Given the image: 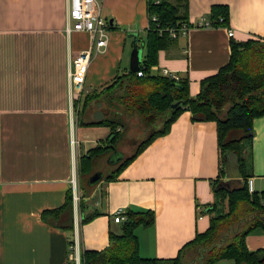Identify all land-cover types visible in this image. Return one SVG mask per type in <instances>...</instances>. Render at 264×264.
Returning <instances> with one entry per match:
<instances>
[{"label": "crops", "instance_id": "0c3cea01", "mask_svg": "<svg viewBox=\"0 0 264 264\" xmlns=\"http://www.w3.org/2000/svg\"><path fill=\"white\" fill-rule=\"evenodd\" d=\"M217 4L227 5L228 26L192 27L160 48L150 67L152 74L167 69L187 79L190 96L228 63L232 40L264 39V0H188V21L208 20ZM68 8L69 0H0V264H66L73 244L80 254L101 251L110 233H122L112 218L119 208L153 212L152 223L133 229L141 257L189 262L196 253L190 242L209 226V214H198V208L213 207L214 184L231 186L245 178L253 191L264 190V115L252 121L243 178L236 161L234 172L226 166L220 173L216 122L193 121L183 111L115 178L101 179L80 196L82 210L72 204L70 228L44 221L42 212L62 206L72 191L74 166L78 172L90 158V169L97 170L100 158L117 147L122 151L123 128L115 137L106 125L83 124L107 112L95 104L84 108L83 95L71 94V59L91 39L86 32L67 34ZM147 9V0H101V13L112 23L106 52L90 60L84 95L128 72L134 37L138 47L146 38ZM98 146L102 153L91 157ZM81 213L93 217L82 222ZM245 244L249 251L263 249L264 232H250ZM225 261L217 264H232Z\"/></svg>", "mask_w": 264, "mask_h": 264}, {"label": "trees", "instance_id": "16d2710c", "mask_svg": "<svg viewBox=\"0 0 264 264\" xmlns=\"http://www.w3.org/2000/svg\"><path fill=\"white\" fill-rule=\"evenodd\" d=\"M154 2L147 0L148 18L155 15L158 20L150 22L146 38L141 41L145 54L136 72L117 75L109 85L100 90L94 89L82 98L84 108L95 104L107 112L105 116L101 114L83 124L106 125L115 137L121 128L138 126L144 135L130 156L122 157L115 163L114 173L103 174L102 179L115 178L155 138L168 133L172 122L183 111H189L193 121L216 122L220 173H226L229 155L233 154L239 176L243 178L247 167L244 148L254 136L252 121L264 115V39L232 40L228 63L214 75L201 80L199 92L190 96L187 79L150 72V67L156 63L157 51L173 39L167 31L160 32L159 28L188 23V0ZM228 13L227 5H213L208 21L214 27L228 26ZM138 70H143L142 76L137 75ZM228 102L230 106L225 109L224 105ZM174 103L178 104L172 107ZM133 118L135 120H131ZM108 148L113 149L115 145L110 144ZM102 151V147L98 146L90 156H97ZM89 160L82 161L78 169L79 174L87 173L88 178L96 172L91 171ZM88 178L85 187L91 189ZM240 180L234 186L220 181L214 184L216 202L212 208L202 211L209 214V226L190 242L196 253L187 264H217L223 260L232 264H264V248L249 251L245 244V237L250 232H264V190L250 193L247 179ZM81 197L80 210L83 204ZM72 204L71 191L62 206L42 212L43 220L62 229L70 228ZM92 217L93 214H82V222ZM153 218L150 210L125 212V219L120 222L122 233H110L109 244L101 251H84L81 264H179V256L158 260L138 254V240L133 229L138 224L152 223ZM66 264L74 263L69 259Z\"/></svg>", "mask_w": 264, "mask_h": 264}, {"label": "built area", "instance_id": "2783aa9c", "mask_svg": "<svg viewBox=\"0 0 264 264\" xmlns=\"http://www.w3.org/2000/svg\"><path fill=\"white\" fill-rule=\"evenodd\" d=\"M159 0H155L154 3H158ZM155 15L148 18L146 30L150 27V22H157ZM210 22L201 17L199 21L195 23L183 22L177 27L159 28V31H167L172 38L178 37V35H187L192 27H209ZM111 25L110 21L104 17L101 13V0H69V8L66 16L65 30L67 34L73 31L86 32L91 39V45L88 49L82 50L75 55L70 62L68 69V80L70 84L71 94L81 95L88 66L93 54H100L106 52L109 31ZM233 30L228 29L227 35L233 36ZM162 74L174 79H178V76L171 73L167 69L162 70ZM138 76L143 75V70L137 71ZM72 145L76 144V141L72 140ZM77 172L74 166L71 177L72 188V202L75 206L78 205L80 195L78 192V184L76 180ZM248 191L253 192L251 179L247 180ZM202 209L198 208V214L201 215ZM113 221L121 222L125 219V212L119 208L112 214ZM70 260L74 264H81V254L76 245H70Z\"/></svg>", "mask_w": 264, "mask_h": 264}, {"label": "rangeland", "instance_id": "374dc122", "mask_svg": "<svg viewBox=\"0 0 264 264\" xmlns=\"http://www.w3.org/2000/svg\"><path fill=\"white\" fill-rule=\"evenodd\" d=\"M82 91L84 92V87H83ZM82 95H84V94H82ZM229 106H230V102L226 103L224 105V108L227 109ZM131 120H135V119L133 118ZM122 135H123V140L118 144L121 146V149L124 152V157H127V156H130L134 152V150L137 147L138 142L144 137V135H143V132L141 131V129L140 130L138 129V126L134 127V126H130V125H129V127H124L122 129ZM118 148L119 147H117L115 150H111L105 157L100 158L99 162L97 163L98 169L96 170V168H94L91 171L96 170V171H99L101 173L105 172L106 174L113 171V168L115 166L112 163L113 160L110 161L109 158L115 159L116 156H119L122 153V151L118 150ZM116 154H119V155H116ZM246 156H247V154H245V157ZM234 165H235V156L233 154H230L229 155V162L227 164L228 172L232 173V172H234V170H236V168H234ZM87 178H88L87 173L79 174V172H77L76 180H77V184L79 182L78 187L80 188V194H79L80 196H81V194L88 195L91 191V189H87L85 187ZM218 204H219V202H218ZM194 256H195V254H194ZM225 262H227V261H225ZM225 262H223V263H225ZM187 263L188 262H183V263L181 262L179 264H187Z\"/></svg>", "mask_w": 264, "mask_h": 264}, {"label": "water", "instance_id": "95a60500", "mask_svg": "<svg viewBox=\"0 0 264 264\" xmlns=\"http://www.w3.org/2000/svg\"><path fill=\"white\" fill-rule=\"evenodd\" d=\"M110 23H112V21ZM137 42H138V39L136 37H134V39H133V48H132L131 53H130V61H129V68H128V71L131 72V73L136 72V70L139 67L140 62L142 61V48H141L142 46L138 47L137 46ZM177 104L178 103H174L171 106L173 107V106H175ZM116 155H118V154H116ZM120 158H122L121 155L116 156L115 159L109 158V160L110 161L113 160L112 163L115 164ZM102 178H103V173H101L99 171H96L92 175H90V177L87 180V183L90 186H94Z\"/></svg>", "mask_w": 264, "mask_h": 264}]
</instances>
